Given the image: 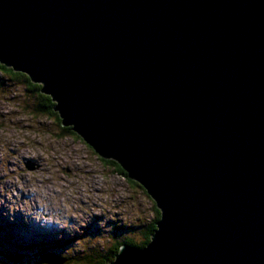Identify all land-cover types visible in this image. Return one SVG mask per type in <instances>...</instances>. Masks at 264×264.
I'll return each mask as SVG.
<instances>
[{
	"label": "water",
	"instance_id": "water-1",
	"mask_svg": "<svg viewBox=\"0 0 264 264\" xmlns=\"http://www.w3.org/2000/svg\"><path fill=\"white\" fill-rule=\"evenodd\" d=\"M0 64L160 211L106 264H264V0H0Z\"/></svg>",
	"mask_w": 264,
	"mask_h": 264
},
{
	"label": "rangeland",
	"instance_id": "rangeland-1",
	"mask_svg": "<svg viewBox=\"0 0 264 264\" xmlns=\"http://www.w3.org/2000/svg\"><path fill=\"white\" fill-rule=\"evenodd\" d=\"M37 105L23 81L0 75V264L113 261L118 242H142L156 205Z\"/></svg>",
	"mask_w": 264,
	"mask_h": 264
},
{
	"label": "trees",
	"instance_id": "trees-1",
	"mask_svg": "<svg viewBox=\"0 0 264 264\" xmlns=\"http://www.w3.org/2000/svg\"><path fill=\"white\" fill-rule=\"evenodd\" d=\"M4 74L7 76L12 77L15 80L18 81H23L25 83V87L26 89L29 90V92H31L32 94L37 95V100H38V105L35 107V110L38 114L41 115H46V116H50V117H55L58 121L61 122L58 114L54 111V107H55V103L52 101V99L41 93V85H37L34 84L30 81V79L21 73H16L14 72L13 69L11 68H7L4 65L0 64V75ZM66 132H68L67 134H71L74 135L75 133L72 132L71 128H66ZM111 164L117 166L118 172L122 175H124V177L128 178L127 174L122 170V168L119 166V164H117L115 161H109ZM156 210V217L154 218L153 222L147 227L146 232L144 233V239L142 240L141 243H134L131 240L125 241V242H118L117 246L115 248V252H113V261L115 260L116 256L119 253L120 247L122 245L128 244L134 247H138V248H144L150 241H151V237L153 235V233L155 232L156 228H157V222L160 220V211L158 209ZM2 253V252H1ZM41 255H45V254H41ZM13 256V255H12ZM111 261H107L108 262H113L112 259H110ZM45 264V263H43ZM105 264V263H103Z\"/></svg>",
	"mask_w": 264,
	"mask_h": 264
},
{
	"label": "bare ground",
	"instance_id": "bare-ground-1",
	"mask_svg": "<svg viewBox=\"0 0 264 264\" xmlns=\"http://www.w3.org/2000/svg\"><path fill=\"white\" fill-rule=\"evenodd\" d=\"M16 258H17V257H16ZM17 259H18V258H17ZM66 261H67V260L65 259V263H66Z\"/></svg>",
	"mask_w": 264,
	"mask_h": 264
}]
</instances>
